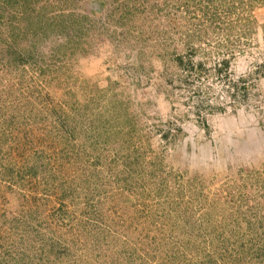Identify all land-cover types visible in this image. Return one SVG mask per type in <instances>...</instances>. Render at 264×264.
<instances>
[{"label":"rangeland","instance_id":"obj_1","mask_svg":"<svg viewBox=\"0 0 264 264\" xmlns=\"http://www.w3.org/2000/svg\"><path fill=\"white\" fill-rule=\"evenodd\" d=\"M0 264H264V0H0Z\"/></svg>","mask_w":264,"mask_h":264}]
</instances>
